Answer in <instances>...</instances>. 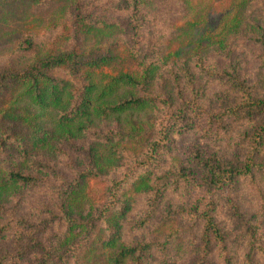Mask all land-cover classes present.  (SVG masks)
I'll use <instances>...</instances> for the list:
<instances>
[{
	"label": "trees",
	"instance_id": "trees-1",
	"mask_svg": "<svg viewBox=\"0 0 264 264\" xmlns=\"http://www.w3.org/2000/svg\"><path fill=\"white\" fill-rule=\"evenodd\" d=\"M175 1L181 10L186 5L195 6L194 0ZM68 9L73 12L74 45L41 51L35 41L37 33L28 29L13 56L22 58L32 53L31 61L20 69L9 66L0 73V88L18 90L16 101L22 102L17 108L19 119L29 132L27 142L20 141L16 150L21 162L34 169L8 171L0 182V239L7 234L29 237L27 247L0 254V264L27 260L28 264H45L47 253L36 235L51 225L69 226L70 235H75V227L82 223L72 215L75 187L81 186L82 177L111 161L104 152L93 153L97 144L109 145L120 165L125 164L120 177H114L106 189V201L98 212L107 235L101 239L108 247L105 263L147 264L154 255L158 264H190L186 254L192 244L182 253H174L179 247L172 244L177 238L171 233L162 240L134 243L127 242L125 235L130 228L151 223L167 192L192 187L191 175L183 166H162L172 137L190 131L214 145H227L247 133L245 161L232 165L233 161L225 162L217 150H212L200 162L205 161L207 178L212 179L209 187L225 189L226 208L247 238L245 263L264 264V243L247 217L248 207H243L231 191L243 178L254 180L257 167H264V0L234 2L216 33L195 32L183 42L152 40L150 46L146 34L159 14L155 0H70ZM50 27L56 29L57 24ZM112 37L115 40L109 44ZM90 38L98 42L106 39L108 44L84 50L82 41ZM239 41L242 46L238 47ZM245 46L251 47L253 61L243 66ZM255 64L258 72L254 74ZM155 111L156 116L147 122L146 117L134 116ZM104 122L115 125L103 129ZM85 138L92 146L81 142ZM137 141H146V147L131 150L128 144ZM68 144L89 161L85 168L75 169L77 175L71 181L43 159L45 155H60L62 145ZM160 165L163 168L158 171ZM231 183L233 186H228ZM16 185L36 187L51 201L63 196L61 214L39 223L17 216L3 201L1 191ZM255 187L264 202V187L257 183ZM140 193L149 197V204L142 218L136 220L130 214ZM218 204L213 193L201 209L193 205L173 210L172 216L179 214L189 222L181 229L187 226L188 235H200L203 258L212 246L227 250L216 215ZM68 255L61 258V264H93L84 262L87 252L83 254L80 245L72 247Z\"/></svg>",
	"mask_w": 264,
	"mask_h": 264
},
{
	"label": "rangeland",
	"instance_id": "rangeland-1",
	"mask_svg": "<svg viewBox=\"0 0 264 264\" xmlns=\"http://www.w3.org/2000/svg\"><path fill=\"white\" fill-rule=\"evenodd\" d=\"M155 1L159 14L150 23V30L146 34V44L149 46L152 40L161 42L170 39L174 42H183L195 32H198L197 35L200 32L216 33L222 28L225 16L230 14L228 11L231 10L232 4L240 2V0H194L193 8L186 5L181 10L180 6L179 8L176 6L175 0ZM69 2L70 0H0V73L9 66L20 69L31 61L32 53L22 58L13 56L22 33L28 29H34V32L37 33L35 41L41 51L48 48L55 50L74 43L73 21H71L73 12L68 9ZM52 24H57V28L50 29ZM113 40H115L113 37L110 38L109 44ZM107 44L106 39L98 42L95 38L94 40L90 38L82 41L81 47L88 51L98 47L105 48ZM237 45L238 47L242 46V42H237ZM243 48L241 56L244 66L253 61V53L250 46ZM254 68L255 74L258 72L256 64ZM17 94L16 87L0 88V182L4 180V174L8 171L26 170L27 168L29 169L27 171L33 172L34 170L21 162L16 150L20 141L27 142L29 132L27 126L19 119L17 108L18 105H22V102L16 101ZM261 94L264 95V91ZM6 110L9 111L6 113ZM156 114L155 111L148 114L135 113L134 116L146 117L147 122L148 119L152 120ZM114 125V123L104 122L101 128L111 129ZM246 134L235 137L227 145H214L205 142L199 134L193 131L175 134L172 137L171 150L163 155L162 166L167 164L183 166L191 175L192 187L190 190L167 192L165 200L161 207L159 206L157 216L150 220V224L148 223L144 228L140 226L137 229L130 228V232L125 231L127 242L148 241L151 238L162 240L165 239V235L171 233L173 238H177L172 244L179 247L173 249L174 253L177 251L182 253L186 245L192 244L188 247L186 254L190 264H246L247 238L244 232L238 230L237 223H233L234 218L226 208V191L225 189L217 191L216 188L209 187L212 179L211 177L207 178L205 161L200 162L201 158L206 160L212 150H217V156L226 160L225 162L233 161L232 165L238 164L242 160L245 161L249 150ZM89 140L85 138L81 139V142L90 147L92 145ZM146 144V141H137L129 143L128 146L131 150L133 148L139 150L145 148ZM62 146L63 150L60 155H45L43 159L54 166L65 179L71 181L77 175L75 169L85 168L89 161L83 157L82 153L78 154L73 151L69 144ZM98 151L108 154L111 161L109 160L104 167L98 168L94 173L82 177L81 186L75 187L78 190L76 189L77 199L72 215L82 222L75 227L73 231L75 235H70L71 228L69 226L58 227L56 224L51 225L44 233L36 235L37 240L41 241L44 246L43 252L47 253L45 264L46 262L63 263L61 258L67 257L72 247L79 245L83 254L87 252V256L84 258L85 263L89 261L93 264H106L108 247L101 244L103 242L101 239L106 238L107 235L98 212L106 201V189L114 177H120L125 170V164L120 165L121 163L117 161L116 155L111 152L109 145H93V153ZM162 166H158V171L163 168ZM38 173L42 172L38 171ZM256 183L260 187H264V167H257L254 180L243 178L235 184L231 191L237 195L243 207H248L247 217L255 226L258 238H261L264 243V202L257 196V187L254 188ZM228 186H233V184ZM1 191L5 204L13 209L17 216L31 222L39 223L41 220L51 218L52 215L61 214L63 209V196L51 201L50 197L44 195L36 187L16 185L15 188L10 186ZM213 193L219 203L216 215L225 234L227 250L220 251L215 245V247H211L206 258H203L200 235H188L187 226L183 229L181 227L189 225V222L179 214L175 217L172 215L175 214L173 211L175 209L191 208L193 205H198L199 209L205 207L206 201L212 198ZM148 200L149 197L146 194L140 193L136 197L135 206L130 214L134 219L142 218L143 212L145 213L149 204ZM93 220L94 223L91 226ZM129 225L130 222L127 221V227ZM85 242L92 245L88 248L87 244L83 245ZM28 245V235L18 237L15 234H7L0 239V254L20 250ZM68 257L70 256L68 255ZM21 264H28V260ZM147 264H158L156 257L153 255Z\"/></svg>",
	"mask_w": 264,
	"mask_h": 264
}]
</instances>
